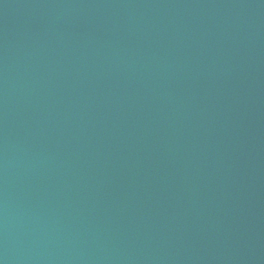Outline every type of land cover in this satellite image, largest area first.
Here are the masks:
<instances>
[{
    "label": "water",
    "instance_id": "95a60500",
    "mask_svg": "<svg viewBox=\"0 0 264 264\" xmlns=\"http://www.w3.org/2000/svg\"><path fill=\"white\" fill-rule=\"evenodd\" d=\"M0 264H264V0H0Z\"/></svg>",
    "mask_w": 264,
    "mask_h": 264
}]
</instances>
